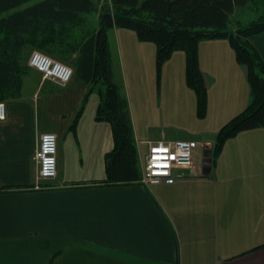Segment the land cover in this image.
<instances>
[{"label": "crops", "instance_id": "obj_1", "mask_svg": "<svg viewBox=\"0 0 264 264\" xmlns=\"http://www.w3.org/2000/svg\"><path fill=\"white\" fill-rule=\"evenodd\" d=\"M250 41L264 59V32ZM109 44L114 79L129 101L141 167L147 141L213 144L221 127L250 101L247 68L237 61L229 40L204 39L199 63L208 103L202 123L209 128L196 131L194 138L171 132L159 122L170 114L184 116V105L168 108L169 92L182 93L189 116H199L196 93L186 81L185 52L175 51L164 64L162 76L172 77L164 92L163 82H155L153 42L141 41L132 29L114 27ZM77 55L60 60L74 69L66 85L43 80L28 91V75L23 95L5 100L0 264H49L52 257V264H264V127L227 140L214 164L197 152L194 170L173 183L104 184L114 135L109 122L96 119V90L71 130L88 90L75 66ZM45 131L58 136V172L36 188L35 151Z\"/></svg>", "mask_w": 264, "mask_h": 264}, {"label": "trees", "instance_id": "obj_2", "mask_svg": "<svg viewBox=\"0 0 264 264\" xmlns=\"http://www.w3.org/2000/svg\"><path fill=\"white\" fill-rule=\"evenodd\" d=\"M250 1L264 5V0H0V14H5L0 17V100L23 95L25 77L32 72L25 60L28 47L64 61L78 53L75 66L88 90L71 130L75 131L90 93L96 90L100 96L96 119L109 122L114 135L102 183L137 182L142 167L129 101L122 84L114 79L109 31L114 27L132 29L141 41L156 45L158 84L164 64L175 51H184L186 81L196 93L200 118L207 111L208 93L199 63V43L228 39L237 61L247 68L250 101L217 133L214 164L227 140L264 127V59L250 41L251 36L264 32V15L247 24L231 25L236 7ZM94 14H98L96 22Z\"/></svg>", "mask_w": 264, "mask_h": 264}, {"label": "built area", "instance_id": "obj_3", "mask_svg": "<svg viewBox=\"0 0 264 264\" xmlns=\"http://www.w3.org/2000/svg\"><path fill=\"white\" fill-rule=\"evenodd\" d=\"M28 64L38 70L44 80H51L60 85H66L74 75V69L69 64L57 60L48 54L34 50ZM7 118V104L0 100V120ZM148 151L141 157L142 177L140 182L152 184L159 181L173 183L187 175L188 170L196 166V153L211 160V143L196 140L178 141H147ZM58 136L55 132L45 131L39 136L35 159L38 164L36 188H42V183L54 179L58 172Z\"/></svg>", "mask_w": 264, "mask_h": 264}, {"label": "rangeland", "instance_id": "obj_4", "mask_svg": "<svg viewBox=\"0 0 264 264\" xmlns=\"http://www.w3.org/2000/svg\"><path fill=\"white\" fill-rule=\"evenodd\" d=\"M5 14H0L1 16H4ZM264 15V5H256L253 1H250L246 5H241L236 7L234 13L232 14V26H237L238 23L241 24H247L252 20L258 19ZM136 33V32H135ZM34 51V50H33ZM32 51V52H33ZM178 51V50H177ZM32 52H25V60L27 61L31 55ZM174 54V53H173ZM66 63V62H65ZM69 64V63H67ZM70 65V64H69ZM123 73V72H122ZM163 75V73H162ZM161 75L160 82H163L164 84V92L166 91V84L170 82L172 84V77L170 76V73H167L164 77ZM44 79L42 77V74L32 70L31 74L27 77V89L33 90L38 85L39 82H42ZM155 82L158 83V77L156 73ZM156 83V84H157ZM169 83V85H170ZM173 97V98H172ZM165 101H168V108L172 109L177 106L182 107L184 105V108L182 111L184 112V116L178 114L177 116H174V114H170L169 116L165 117L164 119L160 120V124L163 126H166L168 130L171 132H177L178 134H182L183 136H187L189 138H194L196 136V131L198 130H207L205 127L209 128V125L202 123V118L199 116L194 118L189 116V104L184 103V96L182 93H173L169 92L167 97L165 98ZM178 103V105H177ZM181 111V108H179ZM206 123V122H205ZM205 126V127H204ZM203 131V130H202ZM215 142V141H214ZM214 147V143L211 145V153H207V157L211 154L212 159V149ZM141 153L145 154V152L141 151Z\"/></svg>", "mask_w": 264, "mask_h": 264}]
</instances>
